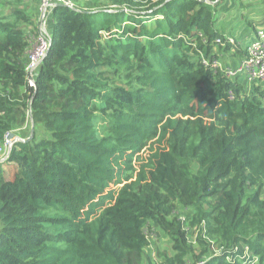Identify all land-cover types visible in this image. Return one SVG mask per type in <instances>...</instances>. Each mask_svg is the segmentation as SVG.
Returning a JSON list of instances; mask_svg holds the SVG:
<instances>
[{
    "label": "trees",
    "instance_id": "obj_1",
    "mask_svg": "<svg viewBox=\"0 0 264 264\" xmlns=\"http://www.w3.org/2000/svg\"><path fill=\"white\" fill-rule=\"evenodd\" d=\"M38 1L0 0V144L33 120L0 160V264H147L149 226L161 264H264V84L203 62L246 55L215 28L231 7L57 5L30 87Z\"/></svg>",
    "mask_w": 264,
    "mask_h": 264
},
{
    "label": "built area",
    "instance_id": "obj_2",
    "mask_svg": "<svg viewBox=\"0 0 264 264\" xmlns=\"http://www.w3.org/2000/svg\"><path fill=\"white\" fill-rule=\"evenodd\" d=\"M57 5L73 7L72 0H39L37 6L36 27L33 33H28L29 47L26 51V83L28 86H34V77L42 58L44 57L50 45V25L51 9ZM32 34V35H31ZM215 42L222 45L223 40L216 38ZM246 55L240 62L233 67L223 66L218 60L208 61L204 59L206 65L217 67L227 78L235 79L242 76L248 83L264 81V29H258L253 40L247 44ZM229 96L231 92H229ZM18 139V138H17ZM7 139L5 135L0 144V160L6 158L12 144L18 140ZM183 220V219H182ZM161 264V263H157ZM200 264V262L198 263Z\"/></svg>",
    "mask_w": 264,
    "mask_h": 264
},
{
    "label": "crops",
    "instance_id": "obj_3",
    "mask_svg": "<svg viewBox=\"0 0 264 264\" xmlns=\"http://www.w3.org/2000/svg\"><path fill=\"white\" fill-rule=\"evenodd\" d=\"M221 4L222 7L230 6L231 9L223 10V8H219L217 10L215 13V28L225 37L232 41L234 39L239 48L244 50L245 46L253 40L256 30L264 29V0H221ZM254 24H259L260 27H255ZM214 52L217 56L215 59L223 66H236L243 58L242 55L234 51V48L226 52L215 48ZM239 81L248 90L254 83H248L242 76L239 77ZM259 82L262 81H256L254 84ZM27 127L20 129L19 133L26 130Z\"/></svg>",
    "mask_w": 264,
    "mask_h": 264
},
{
    "label": "rangeland",
    "instance_id": "obj_4",
    "mask_svg": "<svg viewBox=\"0 0 264 264\" xmlns=\"http://www.w3.org/2000/svg\"><path fill=\"white\" fill-rule=\"evenodd\" d=\"M73 1V0H72ZM108 0H77L78 3H80L79 5L81 6H85L91 3H101V2H107ZM39 2V1H38ZM37 2V3H38ZM76 3V2H75ZM37 5H33V7H35V9L37 8ZM255 27L259 26V24H254ZM30 29V28H27ZM35 30V28H34ZM34 30H30L29 33H33ZM33 31V32H32ZM32 35V34H31ZM234 41V39H233ZM262 83L264 84V81H262ZM29 133V131L26 129L23 131V133ZM24 135V134H23ZM156 143L153 144V147H156ZM143 155H146L148 153V149L146 148L143 152ZM12 171L13 169L11 167H6L5 168V176L8 179H11L12 177ZM118 187V186H115ZM190 215V210L189 209H185L182 207H178L176 209V211L174 212V216H176L178 219H183L184 221H187L188 217ZM147 236L149 238L150 244L149 246L146 248L145 253L147 255V264H157L160 263V253L162 252H167L170 253V241L168 240V238L166 236H164V234L160 233L156 228L154 227H147ZM189 233V239H191L192 241H194V233L192 228L188 229ZM196 243V242H194ZM190 263V261H189Z\"/></svg>",
    "mask_w": 264,
    "mask_h": 264
},
{
    "label": "water",
    "instance_id": "obj_5",
    "mask_svg": "<svg viewBox=\"0 0 264 264\" xmlns=\"http://www.w3.org/2000/svg\"><path fill=\"white\" fill-rule=\"evenodd\" d=\"M29 123H30V129H29V135L28 137L22 139L19 136H17L14 132H10L7 134V139H11V140H20V141H28L33 137V120L32 118L29 116Z\"/></svg>",
    "mask_w": 264,
    "mask_h": 264
}]
</instances>
